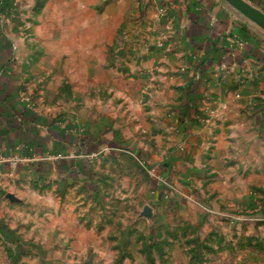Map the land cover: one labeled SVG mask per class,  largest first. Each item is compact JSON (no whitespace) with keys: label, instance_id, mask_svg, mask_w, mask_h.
<instances>
[{"label":"crops","instance_id":"1","mask_svg":"<svg viewBox=\"0 0 264 264\" xmlns=\"http://www.w3.org/2000/svg\"><path fill=\"white\" fill-rule=\"evenodd\" d=\"M154 1L167 15L169 46L151 50L152 40L140 43L135 61L125 63L124 80L105 87L123 100L103 105L86 98L106 64L103 51L117 45L102 41V0H0V186L40 168L49 178L93 176L103 146L126 149L116 140L133 139L136 119H148L147 102H131L133 81L154 73L157 92L169 94L172 85L180 99L151 104L162 110L153 116L157 132L140 127L144 143L127 150L165 179H189L185 197L248 206L252 174L264 173V33L221 0ZM245 1L264 13V0ZM70 13L82 16L71 20ZM73 38L76 54L67 49ZM131 39L124 45L132 52ZM104 67L110 80L113 70ZM164 126L173 130L163 140ZM147 141H155L152 148ZM150 239L154 250L159 240Z\"/></svg>","mask_w":264,"mask_h":264},{"label":"rangeland","instance_id":"2","mask_svg":"<svg viewBox=\"0 0 264 264\" xmlns=\"http://www.w3.org/2000/svg\"><path fill=\"white\" fill-rule=\"evenodd\" d=\"M156 4L154 0H102L98 10L102 32H106L102 41L112 38L117 42L103 51L107 56L104 66H111L114 76L109 80L102 73L105 67L98 69L87 99L100 100L103 105L123 100H116L114 92L105 87L116 79L124 80L127 60L135 61L139 48L147 47L149 40L148 49L168 48L164 40L170 32L163 26L167 15ZM77 16L82 14L70 13L71 20ZM126 38L133 40L132 52L125 50ZM76 39L67 46L69 53H77ZM157 83L154 73L144 83L133 81L131 102H147L148 119H136L133 139L116 140L126 149L103 146L93 176L49 178L40 168L38 174L26 172L2 183L0 264H264V173L252 174L255 186L248 206H208L185 197L183 191L191 188L189 179L178 178L177 183L165 179L127 150L129 144L144 143L140 127L157 132L153 116H162V110L151 104L180 99L172 85L173 93H158ZM99 84L105 86L96 93ZM168 127L160 129L163 140L173 130ZM154 143L145 145L152 148ZM168 173L175 175L172 170ZM160 189H164V200L156 198ZM6 194L17 201L10 202ZM150 229L155 231L150 233ZM150 237L159 240V250L158 245L154 250L148 247Z\"/></svg>","mask_w":264,"mask_h":264},{"label":"water","instance_id":"3","mask_svg":"<svg viewBox=\"0 0 264 264\" xmlns=\"http://www.w3.org/2000/svg\"><path fill=\"white\" fill-rule=\"evenodd\" d=\"M225 4H227L233 11L238 13L240 16H242L244 19H246L248 22L253 24L255 27H257L259 30H261L264 33V13L254 6L250 5L245 0H221ZM6 198L10 202H16V198L11 195L7 194Z\"/></svg>","mask_w":264,"mask_h":264},{"label":"built area","instance_id":"4","mask_svg":"<svg viewBox=\"0 0 264 264\" xmlns=\"http://www.w3.org/2000/svg\"><path fill=\"white\" fill-rule=\"evenodd\" d=\"M15 163V162H14Z\"/></svg>","mask_w":264,"mask_h":264}]
</instances>
